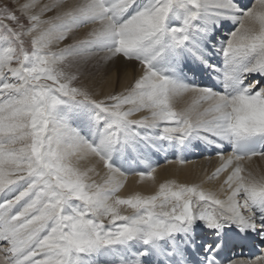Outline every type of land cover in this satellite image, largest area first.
Wrapping results in <instances>:
<instances>
[{
	"label": "snow or ice",
	"instance_id": "snow-or-ice-1",
	"mask_svg": "<svg viewBox=\"0 0 264 264\" xmlns=\"http://www.w3.org/2000/svg\"><path fill=\"white\" fill-rule=\"evenodd\" d=\"M101 52L89 86L84 66ZM117 58L137 62L138 75L98 94ZM165 145L214 152L221 163L207 179L227 172L224 198L175 179L120 196L129 160L156 185L150 156ZM257 156L264 0L0 3V264H264V178L243 163ZM245 246L260 254L241 258Z\"/></svg>",
	"mask_w": 264,
	"mask_h": 264
},
{
	"label": "bare ground",
	"instance_id": "bare-ground-1",
	"mask_svg": "<svg viewBox=\"0 0 264 264\" xmlns=\"http://www.w3.org/2000/svg\"><path fill=\"white\" fill-rule=\"evenodd\" d=\"M18 3H23L24 0H17ZM77 0H68L69 4L76 3ZM96 25H88L78 29L74 34V39L86 38V34ZM105 53L101 52L89 59V67L84 66L82 77V82L92 86L94 81L89 77V71L92 69L93 65L97 64L101 57ZM214 62H219V58H216ZM107 76L111 80V84H105L104 82H96L94 90L98 94L107 93L109 91H120L123 86L128 84L133 80V78L138 75L139 65L137 62H125L122 58H117L108 65ZM184 71L188 74L189 80L194 81L200 85H208L209 74L201 69H196L194 71H189L185 68ZM193 72L195 75H193ZM191 103L190 94L183 95L177 99L176 107L178 109L186 107ZM146 113H138L133 116V119H138L141 115ZM166 151L154 154L150 156V163L154 166V176L156 177V185H153L149 180H141L140 176L136 173L142 170H148L147 165L137 164L129 160L128 164L125 166V170L130 174L124 183V187L118 193L120 196H127L139 192L144 195H149L155 192L158 184L168 179H175L181 183H197L202 184L205 189H210L217 191L221 199L224 198V193L219 191L220 185L227 176V172L221 173L220 177L215 180L208 181V176H210L217 167L220 166L221 161L219 157L213 153L212 155H205L201 153L199 149L192 148L191 146L187 149L181 150L179 146L175 148L168 147L165 145ZM226 151L225 155L228 154ZM180 159H184L187 163H179ZM248 172H251L254 177L258 180L264 178V158L259 156L253 157L251 161L243 162ZM96 169L100 173L99 176L94 173L91 174L92 178L96 180L97 183L103 182V177L105 176L106 170L102 165L96 164ZM247 174V173H245ZM123 179V178H121ZM260 252L257 254L259 255ZM256 255V256H257ZM255 256V257H256ZM254 257V258H255Z\"/></svg>",
	"mask_w": 264,
	"mask_h": 264
},
{
	"label": "rangeland",
	"instance_id": "rangeland-1",
	"mask_svg": "<svg viewBox=\"0 0 264 264\" xmlns=\"http://www.w3.org/2000/svg\"><path fill=\"white\" fill-rule=\"evenodd\" d=\"M7 2H8V0H0V3H7ZM89 65H90V63L88 62V63L86 64V66L89 67Z\"/></svg>",
	"mask_w": 264,
	"mask_h": 264
}]
</instances>
